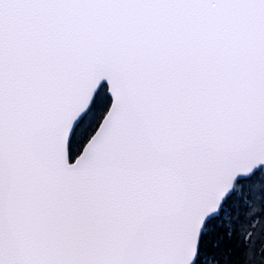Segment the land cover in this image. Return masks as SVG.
<instances>
[{
    "label": "snow or ice",
    "instance_id": "snow-or-ice-1",
    "mask_svg": "<svg viewBox=\"0 0 264 264\" xmlns=\"http://www.w3.org/2000/svg\"><path fill=\"white\" fill-rule=\"evenodd\" d=\"M0 264H264V0H0Z\"/></svg>",
    "mask_w": 264,
    "mask_h": 264
},
{
    "label": "trees",
    "instance_id": "trees-1",
    "mask_svg": "<svg viewBox=\"0 0 264 264\" xmlns=\"http://www.w3.org/2000/svg\"><path fill=\"white\" fill-rule=\"evenodd\" d=\"M259 209L257 208L253 213L252 216L254 217V219L251 220V227L254 229L259 230L260 227V221H261V217L256 215V212H258Z\"/></svg>",
    "mask_w": 264,
    "mask_h": 264
}]
</instances>
